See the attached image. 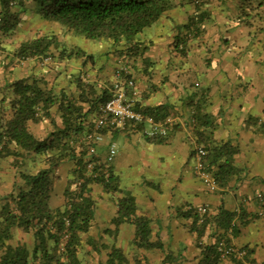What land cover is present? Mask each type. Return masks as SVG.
<instances>
[{
    "label": "crops",
    "instance_id": "crops-1",
    "mask_svg": "<svg viewBox=\"0 0 264 264\" xmlns=\"http://www.w3.org/2000/svg\"><path fill=\"white\" fill-rule=\"evenodd\" d=\"M216 2L205 4L207 16L200 24L203 32L187 41L185 53L176 52L172 42L185 34L189 21L197 17L193 0H174L175 5L139 37L148 49L131 64L135 86L130 97L135 94L142 106L168 104L172 123L164 138L145 135L148 124L103 127V140L94 142L96 155L104 159L109 146L115 144L117 153L111 167L121 191L104 192L99 184L93 186L94 218L82 235V264H109L113 248L120 250V257L112 264H201L204 247L224 232L215 226L201 235L192 230L193 220L186 212L204 205L211 214L221 208L234 214L237 226L226 238L247 251L243 258H221L216 264H264V53L247 29L228 23L229 9L223 1ZM62 42L68 49L77 47ZM110 45L105 51L107 61L97 67L95 52L82 50L94 56L92 73L99 72L101 80L115 83L123 81L121 74L129 60L116 55ZM5 55L0 54V118L9 113L13 94L9 82L35 72L42 73V84L57 87V92L61 88L75 91L73 75L84 71L82 58H74L68 63L57 62V77L49 78L48 69L42 67L48 62L34 67L35 59ZM81 75L89 79V74ZM207 114L213 117L214 140H230L239 149L235 164L243 171L225 187L209 186L196 170V148L202 146L203 139L197 132L210 130L211 119L204 118ZM97 115L88 118L87 131H95ZM52 116L60 121L55 108ZM31 128L40 137L55 129L48 118ZM51 155L31 153L19 166L12 164L10 156L0 158V210L22 187L21 173L35 174L45 168L53 175L51 206L64 204L73 163L52 166ZM124 195L134 197L135 215L117 225L119 199ZM138 217L149 220L147 247L133 242ZM7 242L26 244L32 250L34 238L15 227Z\"/></svg>",
    "mask_w": 264,
    "mask_h": 264
},
{
    "label": "trees",
    "instance_id": "trees-1",
    "mask_svg": "<svg viewBox=\"0 0 264 264\" xmlns=\"http://www.w3.org/2000/svg\"><path fill=\"white\" fill-rule=\"evenodd\" d=\"M213 1L193 0L197 17L189 21L185 34L181 37L177 35L172 42L178 53H185L187 41L203 32L200 24L207 16L205 4L210 5ZM222 1L229 9L228 23L247 29L256 46L264 53V0H217ZM174 5V0H0V54L35 59L34 67H39L45 58L50 57V61L42 65L48 69L46 74H49V78L57 77L54 75L57 62L68 63L74 58H82L83 73L89 74L86 77L88 80H84L83 73L73 75L75 91L61 88L57 92V87L42 84V73L35 72L9 82L8 87L13 94L9 113L0 118V158L10 156L12 164L18 166L29 154L45 152L52 154L49 156L52 166L67 161L73 164L64 189V204L58 207L50 204L53 190L50 168L41 169L35 174L21 173L22 187L16 195L11 194L0 210L1 264H82L79 257L83 246L82 235L89 231L94 218L93 186L99 184L104 192L121 191L119 179L111 167L115 157L107 159L110 146L104 159L97 157L94 142L90 146L86 144V122L99 112L101 105L116 95L118 88L130 97L135 86L131 64L148 49V45L144 46L139 37ZM25 7L32 8L40 21L61 27L66 33H81L89 39L109 41L116 55L129 60L121 74L123 82L116 87V82L101 80L99 72L93 74L91 64L94 56L79 47L68 49L63 45L61 38L66 33H35L20 41L16 47H8L10 43L5 39L1 41V38L17 31L19 15ZM145 65H148V60H145ZM129 80L133 81L132 85L128 83ZM132 104L135 110L156 120L164 119L171 113L168 104L142 106L136 99ZM54 108L59 122L52 116ZM44 118H48L55 129L47 136L40 137L31 127ZM194 118L198 120V115L195 114ZM204 118L211 119L208 121L210 130L197 132L203 138L200 147L205 150L202 160L204 170L215 186L225 187L243 171L235 164L238 145L230 140L215 141L212 136L215 126L213 117L207 114ZM97 134L102 137L94 141H102L103 130ZM167 135L156 137L164 138ZM204 207L207 209L205 213L194 208L186 212L187 216L192 217V230L201 235L208 227L215 226L224 232L218 235L214 243L204 247L201 264H216L221 258H234L222 257L217 248L220 240L230 244L226 236L232 234L237 226L234 214L223 208L217 214H211L208 206ZM135 209L134 197L124 195L119 199L115 223L130 221ZM15 227L32 234V250L26 244H8ZM150 232L149 220L138 217L133 242L139 245L141 242L142 246L147 247ZM90 242L93 244L94 240ZM108 255L109 264H112L114 258L120 257V250L113 248Z\"/></svg>",
    "mask_w": 264,
    "mask_h": 264
},
{
    "label": "built area",
    "instance_id": "built-area-1",
    "mask_svg": "<svg viewBox=\"0 0 264 264\" xmlns=\"http://www.w3.org/2000/svg\"><path fill=\"white\" fill-rule=\"evenodd\" d=\"M22 59L23 58H21V60ZM44 61H50V57L45 58ZM120 82L123 81H117L116 87ZM128 83L132 85L133 81L129 80ZM133 100H135V94L131 97L126 96L125 93L118 88L116 95L99 107V112L97 113L98 115L95 119L93 128L95 131L89 130L87 132L86 144L90 146L93 142L100 140L102 136L97 134V132H100L103 127L111 124L120 128H125L126 124L129 122L135 124L145 123L149 125L147 129H144V133L148 137L166 135L168 133L169 124L172 123L171 117L168 116L164 120H155L152 116H146L133 108ZM116 152L117 149L115 144H111L107 159L112 160L115 157ZM204 155L205 150L202 147L199 146L196 148V170L209 186L214 187L215 183L204 170V164L202 162ZM198 210L201 213H205L207 209L203 206L199 207ZM217 248L222 257L232 256L234 258H243L247 253L244 248H239L233 244H227L225 240H220L217 243Z\"/></svg>",
    "mask_w": 264,
    "mask_h": 264
},
{
    "label": "rangeland",
    "instance_id": "rangeland-1",
    "mask_svg": "<svg viewBox=\"0 0 264 264\" xmlns=\"http://www.w3.org/2000/svg\"><path fill=\"white\" fill-rule=\"evenodd\" d=\"M19 18H20V22L17 31L4 36V38H1V41L2 39H5L6 42L10 43V45L13 47L14 46L16 47L20 41L32 37V35L35 33L49 34V35L51 33H54V31L58 32L59 35L66 33L61 27H55L47 21H40L41 19L39 15L36 12H34L30 7H25L24 11H21ZM145 31L147 32V28ZM0 36H2L1 32H0ZM62 41H64V43H66L69 46H71L74 43L73 46H77L86 51L95 52L93 54L99 58V62L95 61L96 67L107 61L105 51L107 50L106 46L108 44L110 45V42L107 40H94L87 38L84 34L81 33L67 32L65 35H63ZM109 56L111 57L110 54ZM15 64L17 65L21 63L19 61H16ZM10 183H11L10 181H8L7 183L8 189H11Z\"/></svg>",
    "mask_w": 264,
    "mask_h": 264
}]
</instances>
